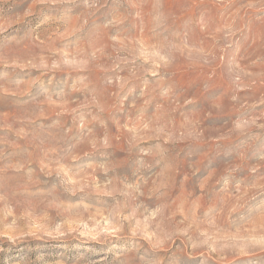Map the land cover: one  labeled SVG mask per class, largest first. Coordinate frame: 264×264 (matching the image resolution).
Here are the masks:
<instances>
[{"label":"rangeland","instance_id":"rangeland-1","mask_svg":"<svg viewBox=\"0 0 264 264\" xmlns=\"http://www.w3.org/2000/svg\"><path fill=\"white\" fill-rule=\"evenodd\" d=\"M0 264H264V0H0Z\"/></svg>","mask_w":264,"mask_h":264}]
</instances>
